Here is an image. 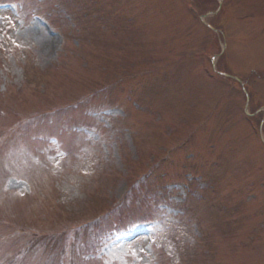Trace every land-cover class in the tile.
Masks as SVG:
<instances>
[{
    "label": "rangeland",
    "instance_id": "374dc122",
    "mask_svg": "<svg viewBox=\"0 0 264 264\" xmlns=\"http://www.w3.org/2000/svg\"><path fill=\"white\" fill-rule=\"evenodd\" d=\"M6 1L0 264H60L129 190L102 236L161 225L84 264H264V0Z\"/></svg>",
    "mask_w": 264,
    "mask_h": 264
}]
</instances>
